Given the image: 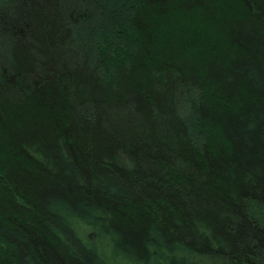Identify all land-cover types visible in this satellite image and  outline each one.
I'll use <instances>...</instances> for the list:
<instances>
[{
  "label": "trees",
  "instance_id": "trees-1",
  "mask_svg": "<svg viewBox=\"0 0 264 264\" xmlns=\"http://www.w3.org/2000/svg\"><path fill=\"white\" fill-rule=\"evenodd\" d=\"M0 264H264V0H0Z\"/></svg>",
  "mask_w": 264,
  "mask_h": 264
}]
</instances>
